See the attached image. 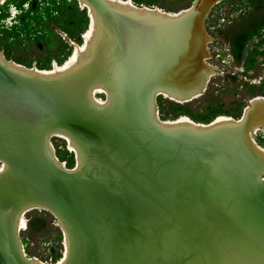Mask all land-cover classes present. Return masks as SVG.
Returning a JSON list of instances; mask_svg holds the SVG:
<instances>
[{
	"label": "rangeland",
	"instance_id": "rangeland-1",
	"mask_svg": "<svg viewBox=\"0 0 264 264\" xmlns=\"http://www.w3.org/2000/svg\"><path fill=\"white\" fill-rule=\"evenodd\" d=\"M131 1L171 14L192 10L177 20L176 38L167 46L157 20L114 10L119 33L109 18L101 19L93 57L56 81L33 79L0 63V168L7 165L0 174V244L25 264L12 218L26 204L49 202L47 180L63 174L88 196L82 211L99 245V256H93L79 224L60 212L71 238L66 264H264V160L247 139L264 149V103L251 104L264 98V0H218L205 18L203 0ZM89 23L87 9L75 0H7L0 5V50L25 67L52 70L72 57L71 43L84 44ZM179 49L192 50L190 68L166 86L187 93L201 89L183 104L156 94L166 87L164 75ZM190 75L194 82L184 84ZM3 77L18 89L3 86ZM99 85L111 93L109 102L106 94L94 93L98 102H108L103 107L89 96ZM61 104L131 136L151 124L172 150L156 158L154 181L137 177L116 153L54 124L41 110ZM152 104L162 120L186 116L201 125L218 117L238 121L245 108L249 114L243 125L195 133L156 125ZM257 124L260 129L252 132ZM234 128L239 138H225ZM56 131L78 147L83 165L78 172L64 173L49 155L46 138ZM49 141L57 160L74 169L77 156L67 141L57 136ZM251 152L257 160L246 164ZM25 221L19 239L26 256L59 262L64 235L55 218L34 209Z\"/></svg>",
	"mask_w": 264,
	"mask_h": 264
},
{
	"label": "bare ground",
	"instance_id": "bare-ground-1",
	"mask_svg": "<svg viewBox=\"0 0 264 264\" xmlns=\"http://www.w3.org/2000/svg\"><path fill=\"white\" fill-rule=\"evenodd\" d=\"M7 0H3L2 3H0V5H3ZM81 9H87V16L89 18V29L88 31L83 35L84 38V44L79 47L76 44L71 43L70 45L72 47H74L73 50V54L72 57L66 61V63L62 66H57L55 65L54 68L52 70H48V71H41L38 70L35 67H25L21 64H18L16 62H14L13 60H8L5 58L4 54L2 53V51L0 50V63L3 64V66L6 69L12 70L14 72H20V73H25L26 75L30 76L31 78L34 77H40V78H48L50 80H59L63 77L64 74H67L69 72H71L74 68L85 64L88 60H90L93 57V53L91 50V46L93 45V43L96 41L97 38V34L99 32V22L97 21V17L95 14L94 9L92 8V6H90V4H88L87 0H75ZM218 0H203L202 1V9L200 11V15L201 17L205 18L209 9L212 7L213 3L217 2ZM104 2H106L112 10H121L125 13H135L139 16H145V15H150L151 17H155V18H163V19H173L175 17H177L178 15H185V14H189L191 12L192 9L190 10H182L177 14H171V13H166L163 11H160L158 8H149V7H139L136 6L135 4L132 3L131 0H104ZM196 4V2H195ZM162 44H166L164 41H162ZM180 51V52H179ZM178 54L176 55V57H174L171 62H170V70L164 75V86H168L172 84V80H178L179 77H181L182 73H184V71H186L188 68H190L189 64H190V59L193 56V53L191 52L192 50L189 51H183L182 49H179ZM195 71H197L199 69L198 66H194ZM184 81H182L184 84L191 82H194V78L193 75L187 76L185 78ZM195 84H197V81L195 82ZM165 87V88H159L156 91L157 95L163 96L169 100H172L178 104H183V103H187L195 98H197L199 95H201V89L200 90H195L192 91L190 93H187V90L184 89H180V88H172V87ZM98 93H103L107 95L108 98V102L111 99V93L110 91L105 87V86H97V87H92L91 89H89V96L90 98L99 106L103 107L105 106L108 102H98L95 97H94V93L95 92ZM148 92H146L147 94ZM255 103H264V98H258L255 100L251 101V104H255ZM249 114V109L245 108L243 115L241 117L240 120L235 121L229 117H218L216 120H214L213 122L207 124V125H201V124H196L194 123L190 118L183 116L180 117L176 120L173 121H167V120H162L159 118L158 115V109L156 107V105L152 104L151 107V118L152 121L158 125L161 128L164 129H176V128H186L188 130H191L192 132L195 133H203V132H207L208 130L214 129V128H218V127H233L236 125H243L246 121V118ZM147 126H151V124L147 123ZM101 136L103 138V141L107 144L110 140L109 137V132L110 130H114V127H111L109 125H105L104 123H102L101 126ZM244 128V127H243ZM245 129V128H244ZM260 129L259 125H255L253 127V129L251 130L252 132H257ZM243 132V129H242ZM125 131H122L120 134H118V141H119V149L121 151L120 156L121 158L126 161V162H131L133 159V152H132V148H133V136H131V134L126 133ZM245 135H248V131H244ZM246 135V136H247ZM51 136H57L60 137L64 140L67 141L68 144V149L72 152L75 153V155L77 156V164L75 166L74 169H67L64 164L62 162H59L57 160V158L54 155V151L52 148V145L49 141V138ZM247 139L249 141V144L252 148V150L259 156L260 159L264 160V149L260 148L251 137L247 136ZM144 141V140H143ZM155 142H159L158 138L155 137L154 138V143ZM46 147L47 150L49 152V155L51 156V158L54 160V162L56 163V166L59 168V170H62L64 173L66 174H73L75 172H78L79 170H81L83 168V165L79 159V150L78 147L76 146L75 142L65 133L62 132H55L50 134L47 138H46ZM149 147L148 145L144 146V150H147ZM7 169V165L4 163V165L0 168V174L5 173ZM255 172H260V169L258 167H253ZM34 209H40V210H45L47 212H49L54 218H55V222L56 225L61 229L63 235H64V254H63V258L55 263V264H66L68 257L70 255V249H71V238L70 235L67 231V228L65 226V222L64 220L60 217L59 213L56 212L54 209L49 208V206L47 204H43V203H30V204H26L24 205L22 208H20L13 216L12 221H11V226L13 228L14 231V235L15 238L17 240L18 243V254L20 256V258L23 260V262L25 264H44L41 261H39L36 258H29L26 256L23 246L20 242L19 239V233L23 230L26 229V221H25V215L30 212L31 210ZM23 222V223H22ZM87 234V243L92 247V254L94 256H99V246L96 243V237L94 236V232L93 229L90 228L89 231L86 232ZM0 254L2 255V257H4L5 259L9 260V262H11V259H13L14 257L8 253L1 245H0ZM94 261H96L97 259H92ZM96 264V263H95Z\"/></svg>",
	"mask_w": 264,
	"mask_h": 264
},
{
	"label": "water",
	"instance_id": "water-1",
	"mask_svg": "<svg viewBox=\"0 0 264 264\" xmlns=\"http://www.w3.org/2000/svg\"><path fill=\"white\" fill-rule=\"evenodd\" d=\"M87 2L94 9L100 28H101V19L109 18L111 27L114 29V32L118 34L120 30V20L118 18L117 13L114 12V10H112L109 6H107L108 4L104 2V0H87ZM130 15L134 17H145V18L147 17L150 19L157 20L159 24L162 25L158 29L157 33L160 34L163 41L167 44L168 42H174L176 38L173 31L176 29L175 26L177 25V20L184 19V17H186L188 13L183 16L178 15L177 17L171 20L163 19V18H155V17H151L150 15L139 16L135 13H131ZM165 26L171 29L168 31V29L165 28ZM1 79H2L1 84L3 86L11 87L16 90L18 89L17 86H15L10 80H8V78L3 77ZM33 79L50 81V79L48 78H40V77H34ZM41 110L54 124H57L62 128H67L77 133L81 137L88 140L90 143L95 144L100 148H105L107 150H110L111 152L116 153L121 158L120 156L121 151L118 148L119 141L117 137L118 134L122 132V130L114 127V130H110L109 132H107L109 133L108 135L110 137L109 139L110 141L106 144L103 141L100 132L102 128L101 127L102 123L99 120L89 117L84 112L71 110L70 108H68L63 104L58 105L56 109L41 106ZM239 134H240L239 129L234 128L231 129L229 133L224 134V137L229 140L235 141L239 138ZM155 137L158 138L159 142L154 143ZM133 138L134 139L132 141L133 142L132 161L126 162L122 158L121 160L123 161L124 166L127 169L132 170V172L135 173L137 177L152 183L155 179V171L157 169V164H158L156 158L158 156L164 158V156L170 155L172 151L170 140L161 136L159 132H157L152 125L151 126L146 125L145 130H143V133L137 132L133 134ZM145 145H148L149 147L147 150L143 149ZM256 160H257L256 156H254V153L251 152V154L246 159V164L248 162L251 161L254 162ZM46 193L49 198L48 199L49 202H47L46 204L49 206V208L54 209L58 213L65 212L71 218H73L81 227L82 232L86 236V241H88L86 232L89 231L90 229L89 226L90 220L86 216H84L85 213H83L82 210L86 208V205L89 202V198L83 192V190L79 189L74 183H72V180L67 175L53 174L47 180ZM0 264H20V263L16 261L15 258L11 259V262H9V260L2 257V255L0 254Z\"/></svg>",
	"mask_w": 264,
	"mask_h": 264
},
{
	"label": "clouds",
	"instance_id": "clouds-1",
	"mask_svg": "<svg viewBox=\"0 0 264 264\" xmlns=\"http://www.w3.org/2000/svg\"><path fill=\"white\" fill-rule=\"evenodd\" d=\"M3 2V0H0V3H2ZM25 7H27V5L25 6ZM10 23V22H9Z\"/></svg>",
	"mask_w": 264,
	"mask_h": 264
},
{
	"label": "snow or ice",
	"instance_id": "snow-or-ice-1",
	"mask_svg": "<svg viewBox=\"0 0 264 264\" xmlns=\"http://www.w3.org/2000/svg\"><path fill=\"white\" fill-rule=\"evenodd\" d=\"M23 223V222H22Z\"/></svg>",
	"mask_w": 264,
	"mask_h": 264
}]
</instances>
